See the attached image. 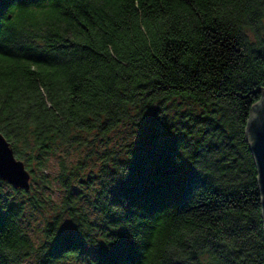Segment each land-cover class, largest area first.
<instances>
[{
  "label": "trees",
  "instance_id": "obj_1",
  "mask_svg": "<svg viewBox=\"0 0 264 264\" xmlns=\"http://www.w3.org/2000/svg\"><path fill=\"white\" fill-rule=\"evenodd\" d=\"M21 2L43 6L45 0ZM11 3L0 0V134L28 155L24 166L33 160L40 167L41 157L85 135L108 138L125 127L129 107L133 126L146 111L166 114L194 181L144 219L143 233L163 221L168 234L187 235L186 264H205V256L207 264H264L257 173L245 137L250 108L264 88V0H48L52 13L15 22ZM122 154H106L87 178L92 218L72 197L67 179L76 174L60 165L64 213L88 249L116 239L108 228L119 231L111 211L119 201L105 165ZM0 202V264H22L26 255L41 264L61 221L47 223L43 243L34 247L20 225L25 204ZM50 224L56 227L49 231ZM80 258L98 264L79 250L48 264Z\"/></svg>",
  "mask_w": 264,
  "mask_h": 264
},
{
  "label": "snow or ice",
  "instance_id": "obj_2",
  "mask_svg": "<svg viewBox=\"0 0 264 264\" xmlns=\"http://www.w3.org/2000/svg\"><path fill=\"white\" fill-rule=\"evenodd\" d=\"M236 2L245 3L246 0ZM143 101L142 97L141 104ZM125 112L129 119L121 121L125 127L119 130L120 140L117 142L123 148L122 158L113 160L110 166L105 165L110 167L112 189L116 190L115 196L119 201L115 204L117 209L111 210L116 217L113 223L119 226V231L108 228L110 235L116 239L107 245L102 242L103 247L100 243L99 247L88 249L80 235L79 226L71 218H66L61 221L51 244L46 245L50 251L42 258L41 264H48L49 258L55 255L77 250L87 251L98 264H141V246L134 237L142 236L144 219L153 213L162 212L194 181L188 167L190 161L182 150L181 138L176 134L174 124L169 123L167 115L156 113L152 120L144 122L142 126L146 111L142 120L133 126L136 114L131 107ZM14 151L17 153L15 156ZM27 160L29 157L25 152L19 148L10 150L0 135V190L9 191L10 194V190L5 189L4 181L19 183ZM133 160L138 161L135 169L130 166ZM121 181L126 187H121ZM6 199L4 191H0V201ZM4 215V204L0 202V221ZM53 219L60 220V216L56 215ZM54 227L55 224H50L49 231ZM90 238L95 239V236ZM32 261L33 258L26 255L25 264H32Z\"/></svg>",
  "mask_w": 264,
  "mask_h": 264
},
{
  "label": "rangeland",
  "instance_id": "obj_3",
  "mask_svg": "<svg viewBox=\"0 0 264 264\" xmlns=\"http://www.w3.org/2000/svg\"><path fill=\"white\" fill-rule=\"evenodd\" d=\"M251 39L253 38L251 37ZM152 113V110L147 112L142 125L144 122L154 118ZM121 128L123 127H120L118 131L105 139L100 136H94V134L85 135L81 138L79 144L62 147L53 156L41 157L39 161L40 167H37L36 163L31 160L29 165H25L30 175V187L26 195L15 193L16 189L4 182L5 189L10 190V194L9 191L3 190L6 196L11 200L21 201L25 204L20 225L34 247H38L43 243L46 225L49 222H53V217L56 215L61 216L60 221L69 218L64 213L66 211L62 205L66 188L59 180L61 164L66 165L68 169H71L76 174L75 177L67 179L68 181L72 180L71 189L75 205L82 208L90 218L94 217L95 213L92 212L89 204L92 199V188L86 183L87 178L96 175L101 165V160L106 157V154L112 150L123 153L121 144L117 143L120 140L119 130ZM31 257L33 258L32 264H36L35 257ZM22 264H25V260ZM57 264L89 263L80 258Z\"/></svg>",
  "mask_w": 264,
  "mask_h": 264
},
{
  "label": "clouds",
  "instance_id": "obj_4",
  "mask_svg": "<svg viewBox=\"0 0 264 264\" xmlns=\"http://www.w3.org/2000/svg\"><path fill=\"white\" fill-rule=\"evenodd\" d=\"M10 5L8 13L13 22L53 12L48 0H45L43 6L25 4L21 0H12ZM100 239H103V237H100ZM134 239L141 246L143 256L141 264H181V262L186 264L188 261L187 251H191V249H188L186 241L190 243L189 237L182 235L181 232L168 234L164 230L163 221L160 222L159 227L154 232L143 233L142 236L134 237ZM154 257L158 258V260L154 261ZM201 259L207 264V256Z\"/></svg>",
  "mask_w": 264,
  "mask_h": 264
},
{
  "label": "water",
  "instance_id": "obj_5",
  "mask_svg": "<svg viewBox=\"0 0 264 264\" xmlns=\"http://www.w3.org/2000/svg\"><path fill=\"white\" fill-rule=\"evenodd\" d=\"M259 93L261 94L259 100L251 106L249 111L245 126V137L256 168L257 186L260 195L261 218L264 228V88L260 89ZM2 138L3 142L8 144L9 149L12 150L10 144L3 136ZM29 180V172L24 166V175L19 183L12 184L9 181L4 182L14 189L28 191L30 187Z\"/></svg>",
  "mask_w": 264,
  "mask_h": 264
}]
</instances>
